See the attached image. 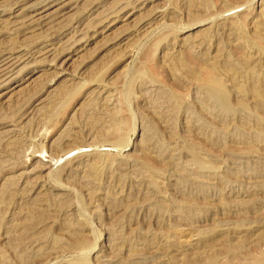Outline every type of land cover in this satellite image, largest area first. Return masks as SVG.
Wrapping results in <instances>:
<instances>
[{"label":"rangeland","instance_id":"obj_1","mask_svg":"<svg viewBox=\"0 0 264 264\" xmlns=\"http://www.w3.org/2000/svg\"><path fill=\"white\" fill-rule=\"evenodd\" d=\"M0 66V264H264V0H0Z\"/></svg>","mask_w":264,"mask_h":264},{"label":"bare ground","instance_id":"obj_2","mask_svg":"<svg viewBox=\"0 0 264 264\" xmlns=\"http://www.w3.org/2000/svg\"><path fill=\"white\" fill-rule=\"evenodd\" d=\"M12 62V61H11ZM10 62V63H11ZM1 67V66H0ZM4 68V66H2ZM2 69V68H1ZM6 70V69H5ZM218 81V80H217ZM223 86V85H222ZM204 87L206 88V91L216 94L218 99L222 102L223 106L225 108H229L228 101L226 100V96L224 95L223 91L221 90V85L214 81L212 78L208 79L207 81H204ZM216 97V96H215ZM226 97V98H225ZM228 99V98H227Z\"/></svg>","mask_w":264,"mask_h":264}]
</instances>
